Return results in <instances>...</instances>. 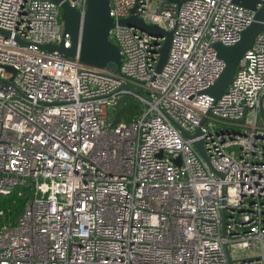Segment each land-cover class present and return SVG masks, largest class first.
<instances>
[{
    "label": "built area",
    "instance_id": "2783aa9c",
    "mask_svg": "<svg viewBox=\"0 0 264 264\" xmlns=\"http://www.w3.org/2000/svg\"><path fill=\"white\" fill-rule=\"evenodd\" d=\"M133 8L173 32L160 71L166 37L121 24ZM110 15L119 71L44 48L72 46L55 1L0 0V194L30 190L0 223V264H264V30L227 91L204 92L226 65L215 44L239 41L255 11L110 0ZM126 95L142 113L115 123Z\"/></svg>",
    "mask_w": 264,
    "mask_h": 264
},
{
    "label": "water",
    "instance_id": "95a60500",
    "mask_svg": "<svg viewBox=\"0 0 264 264\" xmlns=\"http://www.w3.org/2000/svg\"><path fill=\"white\" fill-rule=\"evenodd\" d=\"M53 1L61 7L64 28L72 36V46L66 48L62 42L60 44H46L44 48L49 51L56 50L68 57H75L79 54L81 61L85 63L107 66L110 69L119 71L124 56L119 45L109 39V32L115 24L113 17L110 15V0H86L84 12L72 6L68 1ZM176 1L179 2L181 0ZM237 2L246 8L254 10L255 19L242 31L239 41L235 44L224 45L221 42L215 44L219 58L223 59L226 65L214 84L204 92L216 99H219L227 91L241 59L252 48L257 35L264 30V1L260 8H257L258 0H237ZM131 11L129 17L119 21L121 24L137 26L150 34L166 37L157 64V71H160L168 59L173 32L163 29L157 24H148L136 14V8ZM122 88L130 90L135 95L142 96L139 90H135L129 85H124ZM162 112L164 111L162 110ZM261 114L264 116L263 107H261ZM184 133L188 137H193L201 133V129H198L195 134H190L186 131ZM195 146L207 158L203 141H196ZM220 174L223 175L222 173Z\"/></svg>",
    "mask_w": 264,
    "mask_h": 264
},
{
    "label": "trees",
    "instance_id": "16d2710c",
    "mask_svg": "<svg viewBox=\"0 0 264 264\" xmlns=\"http://www.w3.org/2000/svg\"><path fill=\"white\" fill-rule=\"evenodd\" d=\"M142 113V102L133 95H126L112 105L109 116L115 123L125 121L131 122ZM30 196V190L19 186L9 195L0 194V223L7 221L16 222L21 216L26 200Z\"/></svg>",
    "mask_w": 264,
    "mask_h": 264
}]
</instances>
